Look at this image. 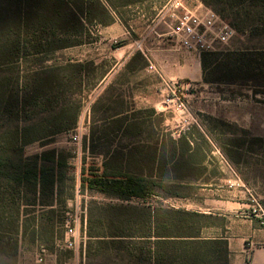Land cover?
I'll use <instances>...</instances> for the list:
<instances>
[{"label":"trees","instance_id":"16d2710c","mask_svg":"<svg viewBox=\"0 0 264 264\" xmlns=\"http://www.w3.org/2000/svg\"><path fill=\"white\" fill-rule=\"evenodd\" d=\"M156 1L0 0V242L9 234L4 228L9 220L17 223V235L24 234L21 216L27 217L29 207H36L45 192L54 197L57 185L68 177L69 163L60 153L27 156L26 148L74 130L81 101L63 99V94L73 82L82 92L90 79L102 76L101 66L93 63L68 59L44 65L48 60H43L25 68L26 60L80 45L91 27L112 24L114 15L123 20L122 10ZM71 38L80 40L69 43ZM220 55L203 54L206 83H234L235 75L252 72L249 62L254 57L264 58V50L228 52L225 63L218 62ZM10 67L15 73L13 80L6 76ZM207 69H218L228 76L208 80ZM253 69L262 72L264 64ZM136 118L134 114L114 119L110 123L116 127L113 132L122 131V138L129 140L136 137ZM160 124L161 120L157 127ZM158 130L150 149L135 143L118 146L105 154L101 168L92 166L88 173L83 169L82 191L118 200L94 204L89 238L115 251L116 258L134 257L145 262L155 258L156 264H229L227 242L202 237V230L213 225L206 221L212 216L167 208L160 200L148 204L156 197L187 198L181 193L185 184L180 182L195 169L207 171L200 166L208 152H190L185 135L175 139L171 133ZM42 207L53 210L54 202ZM33 223L38 224L36 217ZM17 252L18 245L8 250L0 243L1 254L14 256Z\"/></svg>","mask_w":264,"mask_h":264},{"label":"rangeland","instance_id":"374dc122","mask_svg":"<svg viewBox=\"0 0 264 264\" xmlns=\"http://www.w3.org/2000/svg\"><path fill=\"white\" fill-rule=\"evenodd\" d=\"M205 1L210 5L206 4L204 0H184V4L187 9L203 5L214 10L233 26L237 33L229 44H215L214 51L209 52L221 54L218 62L225 63V55L228 52L264 50V0ZM138 11L146 14V16H151L153 13L150 4L146 3L139 10L136 9L135 12L122 10V18L132 19L134 23L139 24ZM91 29L94 31V28L91 27ZM91 36L96 38L94 35ZM76 40L80 39L71 38L68 42L73 41L72 43H74ZM121 42V38H117L112 45L119 46ZM71 50L74 49L66 48L44 56H30L26 60L27 65H25V68L38 65L43 60H48L44 65L64 63L71 57L69 54ZM249 63L252 72L246 75L243 74L241 77L235 75L237 80L234 83H213L206 89L207 94H201L199 89L194 92L190 89L184 100L187 102L189 100L188 94L192 93L197 94L194 98L211 96L218 99L212 101V106L216 104L225 106V108L223 107L224 112L243 113L245 108L250 107V105L264 109V105H260V103L264 104V71L259 72L253 69L263 65L264 58L254 57ZM12 68L10 67V71L6 76L13 80L15 73ZM205 75L208 80L212 81L228 76L218 69H207ZM83 92V90L82 92L79 90L77 83L73 82L62 98L74 102L81 101L80 116H83L82 123L86 124L87 113L83 115L86 110L83 99L86 97H84L85 93ZM128 93L126 92V95ZM158 94H160L159 89ZM166 95L167 92L162 100ZM125 101V104L121 100L114 101L108 105L107 110L109 114H112L115 110H121L122 108L130 109V111L133 108L135 109L136 112L130 116L136 114L138 120L137 126L133 130L136 137L130 140L122 138V132H113L116 130L113 123L106 128H101V124H97L91 125V136L88 137L82 132L81 142L78 144L72 142V130L59 134L49 141L38 142L26 148L25 154L27 156L42 154L46 151L60 153L69 163V173L68 177L57 185L54 197L45 192L36 203V207H29L28 216H21V220H24L25 223L24 234L21 232L19 235L16 234L17 223L14 224L9 220L4 224L5 231L9 234H6V239L0 243L8 250L18 245V252L14 256H6L0 253V264H34L41 247H45L49 252H60L58 245L65 237L64 221L67 211L77 213L78 209L81 210L83 206H87L88 216H90V210L95 207V203L118 202L100 194L82 191L81 180L83 169L88 173V169L93 166L92 164H94L97 157L101 156L102 160H105V154L113 151L116 146L132 143H135L138 147L148 144L151 147L154 145L159 132L158 129H160V127H157V130H155V123L158 126L161 120L160 116L150 117V109L146 108L148 106L137 104L130 99ZM103 109L106 108L103 107ZM159 109L165 110L163 105L159 106ZM187 109V113L198 112V110L204 109V106H193L187 103ZM173 111L177 112L173 109H167L164 112L171 114ZM104 115L102 107L98 105L93 116L96 120H99ZM37 116V118L42 117V115ZM220 131L218 134L213 135V141L220 149V153H210L206 157V172L195 169L190 176L192 179L203 176V180L212 183H209V185L185 184L181 193L188 197L175 199L176 201L173 202L180 207L188 205L193 209H210L213 213L225 215L223 221L215 217H211L206 221L213 225L231 227V232L242 236L246 245L253 243L254 246H264V137L260 141L261 137H252L243 129L232 126L222 128ZM197 144L208 150L202 141H197ZM88 146L91 148V153L85 151ZM92 153L95 155L94 157H92ZM197 156L196 161L199 159V155ZM101 157L99 160H101ZM176 184H179V182ZM0 192H2L1 189ZM51 202H54L53 210L42 207V204H50ZM132 204L138 203L132 201ZM34 217L37 218L38 224L33 223ZM2 225L0 222V227ZM211 232L215 233L217 231ZM221 232L218 231L219 234ZM88 234V232L85 234L86 239L87 237L89 239ZM89 240L86 244V253L90 258L88 264H117L113 259L116 258L115 251L111 252L105 245H98L93 239ZM61 252L64 255H69L71 251L63 249ZM246 261V264H251L249 259Z\"/></svg>","mask_w":264,"mask_h":264},{"label":"crops","instance_id":"0c3cea01","mask_svg":"<svg viewBox=\"0 0 264 264\" xmlns=\"http://www.w3.org/2000/svg\"><path fill=\"white\" fill-rule=\"evenodd\" d=\"M168 2L169 0H159L149 3L153 11L151 16H146V14L138 11L139 24L134 23L132 19L123 18L122 20L114 15L112 24L93 26L94 31L90 29V34L85 37L82 44L69 47L74 49L69 52L71 62L93 63L95 67L101 66L102 71L100 78L88 81L83 87L84 97H86L83 99V105L86 106L83 115L87 113V121L86 124H83V116H79L78 125L75 129H80L81 133L84 132L89 137L92 133L91 125L101 124V128H106L114 119L125 115L131 117L130 115L136 112L134 108L132 111L122 108L115 110L112 114H109L107 110L108 105L114 101L121 100L125 104V100L130 99L137 104L148 106L146 108L150 109V117L159 115L161 119L160 129L164 133H171L175 139L185 135L191 144L190 152H208V156L210 153H220V149L213 141V135L221 132L220 129L229 126L243 129L250 136L261 137L262 139L264 137V109L261 107L250 105V107L245 108L243 113L224 112L223 107L225 108V106L220 104V106L218 104L212 106V101L218 99L211 96L194 98L197 94L189 93L187 103L193 106H204V109L188 113L173 111L171 114H166L165 110L159 109V106L163 105L162 98L167 92L164 85L165 81L182 83L186 89V94L190 89L193 92L199 89L201 94H207L206 89L212 85L204 81L201 58L181 50L168 37L167 33L172 22L169 16ZM144 4L134 5L125 10L135 12ZM181 12L179 11V13ZM91 35L96 36V38H92ZM117 38H121L122 42L119 46H113L112 43ZM150 65L157 68L159 74L150 69ZM158 89L160 94H158ZM126 92L129 93L126 95ZM98 105L102 107L105 115L96 120L93 115H95ZM260 105L264 104L260 103ZM103 107L106 109L104 110ZM115 113H121V115L114 116ZM135 122H138L137 118ZM155 130H157L156 123ZM197 141H204L208 150L197 144ZM146 147L150 149L151 145L148 144ZM85 151L91 153L90 146ZM94 156L93 154L92 157ZM100 157H97L96 162L94 161L92 164L94 167L101 168L103 166L104 160L102 157L99 160ZM206 163L207 160L205 159L200 167L207 168ZM190 176L180 183L187 185H209L212 183L203 180V176H198L196 179H192ZM175 199L177 198L156 197L148 204H154L156 200H160L163 206L175 210L198 212L222 221L225 216L213 213L210 209H193L188 205L177 206L173 202ZM77 212H82L81 238L78 240V245L72 250L59 248L60 252H50V259L53 264H88L90 261L86 253V244L90 238L87 237L86 239L85 236L89 228L88 208L83 206V209H78ZM211 231L217 232L212 233ZM218 231L222 232L219 234ZM202 237L211 240H225L229 264H246L247 259L251 261V264H264V246H254L253 243L246 245L242 236L231 232V227L212 225L202 230ZM63 249L71 252L69 255H64L61 252ZM113 259L117 264L119 262L121 264H156L155 258H151L147 262L134 257Z\"/></svg>","mask_w":264,"mask_h":264},{"label":"built area","instance_id":"2783aa9c","mask_svg":"<svg viewBox=\"0 0 264 264\" xmlns=\"http://www.w3.org/2000/svg\"><path fill=\"white\" fill-rule=\"evenodd\" d=\"M170 18L172 20L167 33L168 37L179 48L192 56L202 58L203 54L214 51L215 44L227 45L235 37L236 30L225 21L217 12L203 5L187 9L184 0H169ZM179 11H182L179 13ZM150 69L158 72L153 65ZM159 74V72H158ZM167 95L163 100L165 110H176L187 113L186 89L180 82L165 81ZM80 129H74L71 135L72 142H81ZM82 212L65 213V237L58 245L60 248L75 249L81 238ZM35 264H53L50 252L41 247L36 256Z\"/></svg>","mask_w":264,"mask_h":264}]
</instances>
